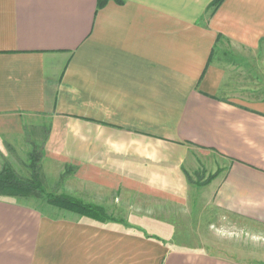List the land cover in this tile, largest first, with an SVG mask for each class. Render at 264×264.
<instances>
[{
	"label": "crops",
	"instance_id": "0c3cea01",
	"mask_svg": "<svg viewBox=\"0 0 264 264\" xmlns=\"http://www.w3.org/2000/svg\"><path fill=\"white\" fill-rule=\"evenodd\" d=\"M121 1L0 0V160L40 142L95 192L148 196L204 166L211 205L264 227V100L225 96L212 60L219 36L264 76V0L213 13V0ZM98 207L56 217L0 198V264H237L171 250Z\"/></svg>",
	"mask_w": 264,
	"mask_h": 264
},
{
	"label": "rangeland",
	"instance_id": "374dc122",
	"mask_svg": "<svg viewBox=\"0 0 264 264\" xmlns=\"http://www.w3.org/2000/svg\"><path fill=\"white\" fill-rule=\"evenodd\" d=\"M237 50L221 39L212 54V60L226 73L224 95L264 100V76ZM40 145L38 142V148ZM31 151L17 154L6 150V157L0 160V171L9 166L20 178L29 179ZM38 166L47 194L66 195L96 208L102 206L107 218L125 222L128 231L136 235L156 238L175 251L203 253L237 264H264V227L218 211L211 205L207 186L209 178L216 173H207L204 166H199L196 172L185 171L178 188H171L173 182L166 181V187L159 186L158 190L156 182H151L155 189L151 188L149 196L141 188L129 190L124 185L95 192L93 186H85L74 176L76 167L65 166L61 170V166H54L44 156ZM18 200L45 215L62 217L64 214L48 206L44 199Z\"/></svg>",
	"mask_w": 264,
	"mask_h": 264
},
{
	"label": "trees",
	"instance_id": "16d2710c",
	"mask_svg": "<svg viewBox=\"0 0 264 264\" xmlns=\"http://www.w3.org/2000/svg\"><path fill=\"white\" fill-rule=\"evenodd\" d=\"M109 1H114L117 4L123 3L121 0H97V10L102 9ZM223 1L213 0L207 10L213 13L220 7ZM220 40L221 38L218 36L216 41L219 42ZM31 149L32 151L29 154V167L32 170L31 177L29 179L20 178L11 167L5 166L0 171V198L25 200L44 199L48 206L79 216L94 217L98 212H101L100 208L84 205L80 201L66 195L47 194L39 175L38 166L39 160L44 156L43 149L41 147L38 148L34 144H32ZM216 175L211 176L208 181L211 182Z\"/></svg>",
	"mask_w": 264,
	"mask_h": 264
}]
</instances>
